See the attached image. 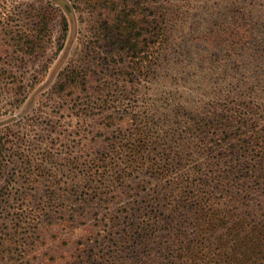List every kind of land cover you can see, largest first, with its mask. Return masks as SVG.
<instances>
[{
	"label": "trees",
	"instance_id": "trees-1",
	"mask_svg": "<svg viewBox=\"0 0 264 264\" xmlns=\"http://www.w3.org/2000/svg\"><path fill=\"white\" fill-rule=\"evenodd\" d=\"M67 1L80 21L88 17L85 50L44 95L59 108L60 102L83 105L93 155L64 186L49 170L20 169L14 182L31 185L39 199L34 212L44 216L54 199L72 194L95 205L108 193L138 194L145 184H125L136 171L161 183L108 213L96 238L53 261L264 264V136L255 137L264 130H253L264 119V0ZM4 9L5 23L12 17ZM57 17L64 39L68 18L60 8H28L21 23H2L0 83L10 78L24 91L15 67L45 51ZM190 82L198 86V101L186 108L180 101H192ZM6 129L0 133V198ZM105 159L126 164L110 182L109 168L100 164ZM14 228L13 236L21 232L18 223ZM46 260L42 264L51 263Z\"/></svg>",
	"mask_w": 264,
	"mask_h": 264
},
{
	"label": "rangeland",
	"instance_id": "rangeland-1",
	"mask_svg": "<svg viewBox=\"0 0 264 264\" xmlns=\"http://www.w3.org/2000/svg\"><path fill=\"white\" fill-rule=\"evenodd\" d=\"M32 7L60 8L68 18V32L64 39L60 38L61 25L57 17L51 23V41L45 51L15 67L17 81L24 86V91L15 87L16 84L12 83L10 78L6 79L5 84L0 83V133L8 127L6 130L11 134L8 149L5 151L4 160L7 161L5 175L1 182L4 193L0 198V222L1 220L3 222L0 224V233L3 234V239H0V264L22 262L42 264V259L50 261L49 264H56L52 258L58 256L61 251L80 246L79 242L88 237L96 238L100 231L98 224L104 216L117 211L136 196L161 183L149 175L136 171L125 179V184L130 186L136 182L145 184L139 186L141 191L138 194L134 191L135 195L121 194L117 198L115 194L108 193L106 202L101 201L95 205L83 201L77 193L54 199L55 201L51 203L53 209L49 215L34 212L38 206L36 205L38 202L34 201L39 199L35 197L36 194L33 195L34 191L29 183L21 186L14 182L16 172L20 169L53 171L61 181V186H64L70 176H75L80 170L83 171L82 164L93 155V152L86 145L85 136L88 133L85 128H88L86 124L91 121L88 122L80 115L83 105L60 102L59 108V101L55 98L47 100L44 95L55 83L59 71L69 61L78 62L82 59L85 50L83 35L86 34L88 17L83 14L80 21V15L74 8L73 11H69L71 6L67 0H0V15L5 16L4 8H7L12 17L11 21L0 22V27L2 23L3 25L21 23L25 11ZM60 42L62 46L59 48ZM37 73L38 78L31 87V78ZM188 87V92L192 93V97L188 99L192 101H180L186 108L196 106L198 101L196 92L198 86L190 82ZM170 106L173 105L168 103L166 107ZM182 114H186L185 109H182ZM258 123L253 130H264V119ZM258 136H264V133L255 137ZM117 157L121 160L122 156L118 154ZM206 157L205 154L197 161ZM104 163H106L104 168H109L106 177L109 182L114 180L115 173L126 165L124 161L120 165L117 162L112 163V160L100 161L101 165ZM258 203L259 201H256L255 204ZM16 212L19 216L21 214L19 219H14ZM74 212L77 213L76 216L73 215ZM14 223L21 226L19 228L21 232H17L15 236L12 235L16 231ZM36 255L39 258H36L38 257Z\"/></svg>",
	"mask_w": 264,
	"mask_h": 264
}]
</instances>
